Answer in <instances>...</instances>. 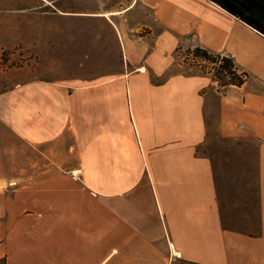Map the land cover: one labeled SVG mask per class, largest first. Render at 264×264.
Segmentation results:
<instances>
[{
  "label": "crops",
  "instance_id": "obj_1",
  "mask_svg": "<svg viewBox=\"0 0 264 264\" xmlns=\"http://www.w3.org/2000/svg\"><path fill=\"white\" fill-rule=\"evenodd\" d=\"M12 2L36 10L22 24L37 53L64 47L68 20L75 67L104 73L0 93L20 104L16 124L0 113V262L264 264V33L213 0ZM180 45L232 55L247 80L219 87L182 65ZM212 107L221 136L257 142L255 234L222 224L212 161L197 151Z\"/></svg>",
  "mask_w": 264,
  "mask_h": 264
},
{
  "label": "rangeland",
  "instance_id": "obj_2",
  "mask_svg": "<svg viewBox=\"0 0 264 264\" xmlns=\"http://www.w3.org/2000/svg\"><path fill=\"white\" fill-rule=\"evenodd\" d=\"M262 1L264 2V0ZM105 2L111 5L114 0H105ZM17 5L13 7L15 4L12 0H0V93H11L15 84L18 85L27 79L50 82L70 81L84 78L94 79L104 73V71L75 67L74 57L71 55L73 58H69L68 56L70 54L68 27L71 28L74 24L68 20L60 23L61 30L65 32L62 33V37H65V40H62L64 47L60 46L61 49L57 47L48 53H37L39 47L35 43H38L39 40L36 38L35 31L26 34L27 30H24L26 23L22 24V20L23 22L26 20L27 12L36 14V10L21 11V6L17 7ZM64 5L68 7V3ZM133 23L125 21L123 26L127 28L136 25ZM75 25L78 30L83 29L84 31L85 28L88 29L91 26V23L77 21ZM256 29L264 33V29ZM30 30L31 28H29ZM146 31L147 28L141 27L135 33ZM96 40L91 41L94 52L98 50L97 46L99 45ZM79 41L82 44L79 46L81 48L75 47L79 48L80 53L78 54L87 53V50L83 49V38ZM192 48L180 45L176 49L182 65L209 71L213 76L216 64L194 56ZM40 51H42L41 48ZM58 55L67 59H59ZM108 73L114 72L109 71ZM215 81L217 82V80ZM19 110V103L8 104L0 99V113H8V119L14 124L19 122ZM217 121V108L212 107L208 136L203 143L197 146V151L212 161L222 224L255 234L258 230L257 142L250 136H221L217 129ZM13 144L15 145V141ZM75 171L79 172V170ZM75 171L72 172L73 176L79 174Z\"/></svg>",
  "mask_w": 264,
  "mask_h": 264
},
{
  "label": "trees",
  "instance_id": "obj_3",
  "mask_svg": "<svg viewBox=\"0 0 264 264\" xmlns=\"http://www.w3.org/2000/svg\"><path fill=\"white\" fill-rule=\"evenodd\" d=\"M213 1L220 4L225 9L233 12L231 9H228L224 5H222L219 2V0H213ZM238 16L243 20L247 21L249 24H251L248 16L244 14H240ZM191 51L194 56L200 57L202 60L216 64V68L214 69L213 76L214 79L217 80L218 85L222 87L231 86V85L241 86L248 78V74L244 71H238L232 58H229L227 55L219 54V53H211L199 46L193 47ZM0 264L3 263L0 262Z\"/></svg>",
  "mask_w": 264,
  "mask_h": 264
},
{
  "label": "water",
  "instance_id": "obj_4",
  "mask_svg": "<svg viewBox=\"0 0 264 264\" xmlns=\"http://www.w3.org/2000/svg\"><path fill=\"white\" fill-rule=\"evenodd\" d=\"M242 1H244L248 6H251L253 9L264 14V2L262 0H242ZM221 4L228 9L235 10L236 11L235 13L237 15L241 14V11L236 9V7H234L233 4H231L230 2L226 0H222ZM249 20L253 26L264 29V23L261 22L257 17L250 16Z\"/></svg>",
  "mask_w": 264,
  "mask_h": 264
},
{
  "label": "flooded vegetation",
  "instance_id": "obj_5",
  "mask_svg": "<svg viewBox=\"0 0 264 264\" xmlns=\"http://www.w3.org/2000/svg\"><path fill=\"white\" fill-rule=\"evenodd\" d=\"M226 1L230 2L231 4H233L234 7H236V9L240 10L241 14L248 16V18L250 16L257 17L261 22L264 23V14L253 9L251 6H248L244 1L242 0H226ZM219 2L222 3V0H219ZM231 10L234 13L236 12L233 9Z\"/></svg>",
  "mask_w": 264,
  "mask_h": 264
},
{
  "label": "built area",
  "instance_id": "obj_6",
  "mask_svg": "<svg viewBox=\"0 0 264 264\" xmlns=\"http://www.w3.org/2000/svg\"><path fill=\"white\" fill-rule=\"evenodd\" d=\"M229 58H232V55L228 56Z\"/></svg>",
  "mask_w": 264,
  "mask_h": 264
},
{
  "label": "bare ground",
  "instance_id": "obj_7",
  "mask_svg": "<svg viewBox=\"0 0 264 264\" xmlns=\"http://www.w3.org/2000/svg\"><path fill=\"white\" fill-rule=\"evenodd\" d=\"M78 171H75V173H77Z\"/></svg>",
  "mask_w": 264,
  "mask_h": 264
}]
</instances>
